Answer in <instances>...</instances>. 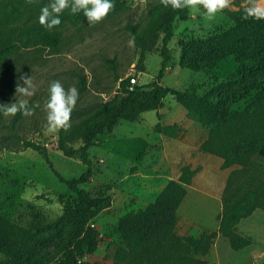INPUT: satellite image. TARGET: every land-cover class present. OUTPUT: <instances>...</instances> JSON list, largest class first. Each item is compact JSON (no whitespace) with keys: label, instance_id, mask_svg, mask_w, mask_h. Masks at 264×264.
<instances>
[{"label":"rangeland","instance_id":"obj_1","mask_svg":"<svg viewBox=\"0 0 264 264\" xmlns=\"http://www.w3.org/2000/svg\"><path fill=\"white\" fill-rule=\"evenodd\" d=\"M121 1L124 2L121 9H110L97 22H89L83 16L74 23L70 20L74 13L67 7L62 9L66 14L58 13L61 23L48 27L62 33L57 47L39 43L22 48L23 57L28 60L12 66L22 68L19 76L0 83L3 94L11 92L6 103L21 98L18 93L14 95L16 83H22L21 75H30L34 86L33 95L27 97L33 107L30 115L18 116L19 111L0 115V217L24 231V239L12 241L0 237V264H56L60 248L73 239L74 216L66 214L64 207L75 198L74 193L56 178L38 152L23 146L24 141L44 145L52 167L66 180L85 170L77 157H66L56 149L59 129L47 128L43 105L49 82L58 79L66 89L73 85L77 88V100L69 117L73 121L117 94L119 80L128 79L129 85L130 78L135 77V84L145 85L156 78L161 58L154 53L145 54V71L138 72L139 49L133 41L129 44L126 24H141L158 0ZM249 3L250 0H229L225 9L238 10ZM40 27L46 26L38 24L33 31H39ZM167 46L170 58L159 81L162 87L209 97L227 108L246 111L247 115L243 114L235 123L237 131L255 143L264 141V65L255 59L261 53L264 55V32L232 23L221 10L211 20L189 14L187 21L175 22ZM249 73L258 76L253 88L231 96L237 79L241 74L248 77ZM79 77L85 83L83 90H79ZM156 124L176 128L168 137L154 130ZM203 132L206 137L201 140ZM207 134V129L188 118L185 109L167 92L160 109L141 113L135 122L120 120L111 133L97 137L88 148L95 165L92 176L79 187L100 200V208L91 220L98 230L99 246L85 254L81 264H133L144 250V244L136 241V231L140 233L138 236L152 237L153 231L148 227L155 229L161 223H166L176 237L197 238L202 233H215L206 254L211 251L214 239L221 235L218 227L201 232L182 224L175 195L161 196L167 190L172 192L173 188L168 189L172 182L186 192L193 181L201 184L202 189L217 187L221 198L228 197V168L230 175L240 166L222 168L221 157L201 151L199 147ZM244 148L239 143L233 151ZM257 154L264 165V147ZM213 160L221 162L220 166ZM186 170L192 174L185 175ZM181 174L183 180L179 178ZM246 174L234 177L237 184L244 182L242 186L249 188L252 174ZM148 207L147 217L141 219ZM209 208L212 206L208 199L202 196H196V200L191 197L182 206L185 214L202 216L213 224V219L205 214ZM250 225L243 231L237 229L251 238V243L245 246L247 256L239 254L237 264L264 262V227L254 222ZM206 254L200 257L205 264ZM248 255L253 258L249 260Z\"/></svg>","mask_w":264,"mask_h":264},{"label":"trees","instance_id":"obj_2","mask_svg":"<svg viewBox=\"0 0 264 264\" xmlns=\"http://www.w3.org/2000/svg\"><path fill=\"white\" fill-rule=\"evenodd\" d=\"M48 2L49 0H0V83L4 82L5 84L9 78L19 76L22 68L12 69V66L28 60L23 57L22 48L39 43L56 48L61 42L62 33L57 29L49 30L48 27H40L39 31H33L39 24L37 16L40 7ZM123 5L124 2L121 0H114L112 9H121ZM243 9L224 8L221 9V12L232 23L257 33H263L264 18H245L242 15ZM61 14L65 16L66 12L62 11ZM83 16L81 10L75 12L70 20L75 23ZM188 18L189 10L187 8L173 9L165 0H158L156 6L141 24H126L129 37L139 49L136 70L138 72L145 71L143 60L147 53L157 54L161 58L160 68L153 81L145 85L135 84L131 89L128 88V79L119 80L120 77H116V80H119L117 94L110 100L101 103L90 113L68 121V127L59 128L56 149L66 157H77L85 166V170L78 177L64 179L52 167L47 155V148L44 145L32 141L23 142L25 148L35 150L42 156L56 178L75 195V198L64 207L66 214L74 216L73 239L70 244L60 248L56 264H81L82 257L87 253L94 252L99 246L98 230L91 224V220L100 208V200L79 187L89 182L95 166L89 158L88 148L95 144L98 136L111 133L120 120L135 122L141 113L160 109L167 92L171 93L176 102L185 109L188 118L207 129V138L199 149L221 157L223 159L222 168L232 164L240 166L238 171H233L228 175V197L221 198V210L217 216V232L227 238L231 249L235 251L251 243L250 237L238 233L236 225L255 209L264 210V165L258 161H262V157L257 154L258 149L264 147V141L255 143L246 137L248 135L237 131L235 123L246 111L242 113V111L227 108L219 101H211L208 99L209 97H198L191 93L170 90L162 87L159 83L170 58L167 45L173 37L174 24L176 21H187ZM255 59L264 65L262 53ZM257 77L256 74L249 73L248 77L241 74L237 79L238 82L234 83L231 96L246 88H253L258 80ZM79 80V90H83L84 80L81 77ZM10 97L11 92L3 94L0 87V103H6ZM17 115L20 116L21 112H18ZM175 128V125L156 124L154 130L170 137ZM239 143L245 145L244 151H233L235 145ZM244 172L247 173L246 175L252 174L248 180L249 188L242 186L245 184L244 182L237 184V177H234V175L238 173L242 175ZM191 174L188 170L185 171V175ZM179 178L183 180L184 175L181 174ZM169 188H173L172 192L167 190L161 196L168 198L175 195L177 209L185 192L175 182L170 183ZM151 212L153 209H150ZM148 213L149 207L140 218L145 219ZM148 229L153 231L152 237L138 236L140 234L138 230L135 233L136 241L144 244V250L134 259L133 264H205L200 257L206 254L215 236V233L210 232L202 233L197 238L193 236L176 237L170 233L166 223L156 225L155 229L150 227ZM0 237L12 241L24 239V231L0 217Z\"/></svg>","mask_w":264,"mask_h":264},{"label":"clouds","instance_id":"obj_3","mask_svg":"<svg viewBox=\"0 0 264 264\" xmlns=\"http://www.w3.org/2000/svg\"><path fill=\"white\" fill-rule=\"evenodd\" d=\"M173 9L187 8L190 15H201L208 20L213 19L217 12L224 9L229 0H165ZM264 0H250L244 7L242 15L245 18H264ZM114 6V0H49L40 7L37 21L41 25L51 28L61 23L58 13L66 7L73 13L83 11L84 17L89 22L100 21ZM132 40H129V44ZM22 83L15 85L14 95L19 94L21 98H15L11 103H0V115H14L18 111L24 115H30L33 107L29 105L27 97L34 93V86L30 75H21ZM47 98L44 103L46 109L47 128L55 131L61 127H68V121L73 106L76 103L78 90L73 86L67 89L60 80L53 79L47 88Z\"/></svg>","mask_w":264,"mask_h":264},{"label":"crops","instance_id":"obj_4","mask_svg":"<svg viewBox=\"0 0 264 264\" xmlns=\"http://www.w3.org/2000/svg\"><path fill=\"white\" fill-rule=\"evenodd\" d=\"M206 137V133L203 132L201 140ZM214 163L216 162L219 166L221 162L213 160ZM195 165V163L193 162ZM219 169V168H218ZM231 168H228V175ZM195 178V177H194ZM206 185V184H205ZM196 196H202L203 198H207L208 202L212 206L209 208L205 214L206 216L213 219V224H208L202 216H190L185 214L182 210V206L185 202L190 201V198L193 197L196 200ZM221 210V197H220V190L217 187H213L212 190H206L201 188V184H194L193 181L190 185L187 186V190L177 207V214L180 218L182 224H186L188 227L195 228L197 231H204V230H215L218 227V220L217 216ZM254 222L257 225H261L262 228L264 227V211L256 209L246 218H242L236 225V228L243 231V229L249 227V225ZM256 226V225H255ZM250 227H252L250 225ZM246 233L250 234L249 231H245ZM243 232V233H245ZM264 232V231H263ZM245 247L238 251H234L231 249L229 242L224 239L221 235H217L214 239L213 245L211 247V251L206 254L204 259H206V264H237L235 261L239 259L240 256H247L244 252ZM250 248V246H249ZM249 260H251V256L248 255ZM251 262L247 261L241 264H250Z\"/></svg>","mask_w":264,"mask_h":264},{"label":"built area","instance_id":"obj_5","mask_svg":"<svg viewBox=\"0 0 264 264\" xmlns=\"http://www.w3.org/2000/svg\"><path fill=\"white\" fill-rule=\"evenodd\" d=\"M136 83V78L135 77H131L130 78V84L128 85V88L131 89L133 85H135Z\"/></svg>","mask_w":264,"mask_h":264}]
</instances>
